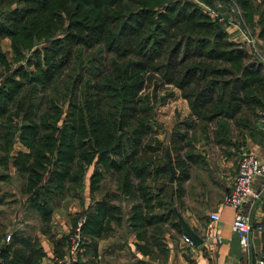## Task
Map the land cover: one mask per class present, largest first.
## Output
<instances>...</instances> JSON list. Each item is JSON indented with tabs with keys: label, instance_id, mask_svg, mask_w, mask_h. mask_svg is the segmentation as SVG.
Wrapping results in <instances>:
<instances>
[{
	"label": "trees",
	"instance_id": "1",
	"mask_svg": "<svg viewBox=\"0 0 264 264\" xmlns=\"http://www.w3.org/2000/svg\"><path fill=\"white\" fill-rule=\"evenodd\" d=\"M196 1L210 8L224 2ZM233 1L264 47V0ZM5 39L14 60L0 46V165L7 173L12 163L25 181L24 212L45 227L62 201L83 203L86 181L93 199L104 192L74 220L76 226L84 218L88 264H97L98 240L122 223L127 201L128 226L144 243L140 252L154 257L149 247L157 246L164 255V224L182 233L176 205L189 164L181 153L192 150L196 132L224 149L264 141L257 122L264 64L195 0H0V43ZM165 87L180 92L190 114L163 147L152 120ZM17 143L28 152L12 156ZM108 179L112 192L103 188ZM11 240L9 251L22 245L16 258L26 254L40 264L45 257L32 239L15 233Z\"/></svg>",
	"mask_w": 264,
	"mask_h": 264
},
{
	"label": "crops",
	"instance_id": "2",
	"mask_svg": "<svg viewBox=\"0 0 264 264\" xmlns=\"http://www.w3.org/2000/svg\"><path fill=\"white\" fill-rule=\"evenodd\" d=\"M234 3L233 0L216 2L214 9L227 19L236 22L237 16L233 10ZM225 30L231 41L244 45L248 50L249 46L245 42V34L254 37L256 44H261L256 38L257 29L252 32L244 23L239 29L225 28ZM182 114L188 117L190 114L188 104L183 99ZM192 146V150L185 148L181 153L182 159L189 164V169L188 179L182 184L185 194L176 206L178 207L177 215L182 218L189 230L198 236L202 244L199 246L194 244L193 248H187L182 239L185 236L183 230L179 234L168 224H164L160 236V242L163 244L161 250L164 255L160 254L157 246L149 247L155 255L154 257L141 253L138 247L143 246L144 243L137 238L127 222V214L133 205L131 202L127 206L125 204L122 206L124 212L122 223L120 225L113 224L111 226L113 230L98 240L96 249L97 264H137L139 260H144L150 264H258L260 259L264 260L263 234L258 235L255 231H252L250 250L248 253H242L238 245V237L231 230L234 211L223 205L224 198L231 190L236 175L237 163L235 159L237 153L234 149H224L213 144H209V146L195 144ZM244 148L248 153L254 154L264 162V141L254 143L246 139ZM19 152L28 151L20 143H17L12 156H16ZM226 152L232 153V156L229 157L230 154ZM184 153H186L185 155L192 153L198 155V157L195 158V162H189L186 160ZM5 174H8L14 181L19 177L12 163L9 171ZM88 181H86L83 193V207L81 208V202L79 204V201H75L69 205L68 209L57 208L48 227L43 226L38 218L27 220L29 218L26 217L27 212H24L25 207H23V204L28 196H23V198L22 196H0V209L8 210L6 203L9 198L17 201L15 214H19L20 231H12V233L14 235L22 232L25 236L31 235L32 238H29L32 239V243L36 245L37 249H42L45 253V257L40 264H59L57 261L64 258L67 253V243L65 244V241H63L64 236L74 229L75 217L78 213L90 208L94 201L100 200L99 196L92 198ZM252 191L256 198L248 210L250 221L253 226L261 224L264 227L263 180H254ZM64 210L66 212H62ZM214 213L218 214L220 218L218 222L209 219L210 214ZM8 233L12 234L10 228L0 234V264H32L33 259H29L26 254H20V258L15 257L14 250L22 249L20 243L14 244L13 251H9L8 248L11 242L5 240V235ZM216 235L221 238L220 243H216ZM5 257L8 258V262L5 261ZM81 264H88L85 248Z\"/></svg>",
	"mask_w": 264,
	"mask_h": 264
},
{
	"label": "built area",
	"instance_id": "3",
	"mask_svg": "<svg viewBox=\"0 0 264 264\" xmlns=\"http://www.w3.org/2000/svg\"><path fill=\"white\" fill-rule=\"evenodd\" d=\"M197 5L205 12H207L212 19L216 20L219 24L226 29L236 28L239 29L243 25L241 10L234 3L233 10L237 16L236 22L231 19H227L225 16L219 14L214 8H210L203 3L195 0ZM245 34V33H244ZM245 42L249 46V51L256 53L261 62L264 64V49L261 50L254 37L245 34ZM258 126L264 131V110L260 112L258 116ZM261 179L264 182V162L261 161L252 153H246L239 159L237 163L236 175L233 180L231 190L224 198L223 205L234 211L233 219L231 222V230L238 237V245L242 253H248L251 245V234L255 231L258 235L264 233V227L261 224L252 225L250 221L249 208L251 207L253 200L256 198L252 191V184L254 180ZM209 219L213 222L219 221L218 214H210ZM84 224V218H81L73 229L69 237L68 249L64 258L57 261L59 264H81L82 258V226ZM183 243L187 248H193L194 242L187 236H184ZM11 240V236L7 237V241ZM216 243L221 242V238L216 235ZM258 264H264V260L260 259Z\"/></svg>",
	"mask_w": 264,
	"mask_h": 264
},
{
	"label": "rangeland",
	"instance_id": "4",
	"mask_svg": "<svg viewBox=\"0 0 264 264\" xmlns=\"http://www.w3.org/2000/svg\"><path fill=\"white\" fill-rule=\"evenodd\" d=\"M251 31V29H250ZM249 34H253L252 32H248ZM258 44V43H257ZM259 47L261 48V50L264 49V47L260 44H258ZM1 49L3 51V53H5L8 58L13 61L14 60V54H13V50H12V42L9 39H5L3 41H1L0 43ZM43 45H40L37 48H41ZM31 56V53H29L27 55V58ZM24 63L25 62H21ZM165 87L164 89L159 88L158 90V95L159 96H165L164 97V102L163 104H157L154 108V114H153V120H152V127H153V132H154V138H156L162 145L164 146H168L169 145V141H170V135L171 132L173 131L174 128H176L177 126H181L185 123L188 122V116L183 115L182 114V98L180 96V92L172 87ZM151 90V88L149 89ZM171 94L170 97H167V94ZM14 125V129L16 128V126L19 125V120L15 119L13 122ZM261 129V128H260ZM262 130V129H261ZM263 131V130H262ZM264 132V131H263ZM234 133V136L236 137V133ZM190 135H193V133H190ZM195 144H201L202 146H206L209 144H212V141H208L206 142L204 140V138L202 137V135L199 132L195 133V137L192 138ZM190 138V140H192ZM233 140L235 142V139L233 137ZM238 141V140H237ZM236 141V142H237ZM240 143V140H239ZM245 145L246 143H244L243 146L238 147V149L235 148V153H237L236 155V159L235 162L238 163L239 159L241 158V156H243L244 154L248 153L245 150ZM186 153H184L185 155ZM232 156V153L229 155V157ZM5 174V171L3 170L2 166L0 165V175ZM18 177V176H17ZM10 178V179H9ZM6 180H0V196H22L23 198V189L25 188V181L19 176L18 178H16V181H14L13 179H11V177H9ZM115 183L113 181H111V179H108L107 181H105L103 183V188L107 189V191H113L115 189ZM104 194V192L98 193L95 196H99V199H101ZM21 198V199H22ZM12 198H9V201L6 203V209H0V234L6 232L9 228L11 229V233L12 231H20L19 227H20V223H19V217H17V213L15 214V208L17 207V201L14 200ZM77 201V200H75ZM75 201H70L69 203H65V202H61L60 207H62L63 209H68L69 205L74 203ZM118 204H120L119 199L117 201ZM80 204V202H79ZM124 204L127 206L129 203L124 202ZM123 204V205H124ZM81 208L83 207L82 204ZM122 205V206H123ZM1 208V207H0ZM30 212V211H29ZM62 212H66L65 210ZM82 213V212H81ZM67 214V213H66ZM80 215V213L77 214V216L75 218H77ZM24 217V216H23ZM27 220L30 219H35L36 216H34V214L31 216L29 214L26 215ZM83 218L80 217L77 220V223L79 222V220ZM15 220V221H14ZM10 233V232H9ZM6 234L5 235V240L7 241V237L12 234ZM71 233H73V231H70L69 234L64 236V240L66 247L68 249V243H69V237L71 235ZM18 234L25 236L22 232H18ZM27 238L31 237L30 234L26 235ZM25 236V237H26ZM32 238V237H31ZM12 240H10L9 242H11Z\"/></svg>",
	"mask_w": 264,
	"mask_h": 264
},
{
	"label": "water",
	"instance_id": "5",
	"mask_svg": "<svg viewBox=\"0 0 264 264\" xmlns=\"http://www.w3.org/2000/svg\"><path fill=\"white\" fill-rule=\"evenodd\" d=\"M167 165H168L169 171H170L168 182L173 183L175 180V177H176V173L172 167L171 159H170L169 155H168ZM177 222L181 226L185 236L189 237L194 242V244H196L197 246L202 244V241L198 238V236L189 230L186 223H184L182 218L178 215H177Z\"/></svg>",
	"mask_w": 264,
	"mask_h": 264
}]
</instances>
